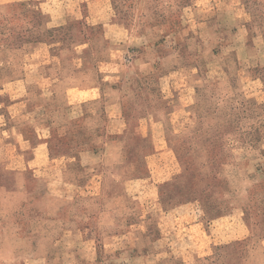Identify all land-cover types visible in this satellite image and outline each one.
<instances>
[{
    "label": "crops",
    "instance_id": "obj_1",
    "mask_svg": "<svg viewBox=\"0 0 264 264\" xmlns=\"http://www.w3.org/2000/svg\"><path fill=\"white\" fill-rule=\"evenodd\" d=\"M198 1L190 7L194 29L185 37L184 56L183 39L161 29L150 31L147 46L156 50V44H166L168 38L171 46L160 59L167 79L182 88L215 87L218 96L228 99L251 87L246 59L257 51L247 40L242 44L233 40L245 23L242 18L232 27L215 0H202L204 9ZM51 47L34 43L0 51V264H134L138 258L207 255L208 237L201 225L171 227L161 213L157 239L150 230L151 212L138 203V208L130 206L144 190L131 197L126 191L107 194L103 189L101 169L120 161L107 158V150L116 151V145L102 136L108 134V121L120 120L123 111L119 76L112 70L120 66L108 64L107 48L95 62L85 42L75 41L56 51ZM36 53L39 57L29 67L27 59ZM153 59L145 64L150 66L148 75L157 71ZM203 67H217L220 76L204 75ZM17 82L22 83L21 91ZM112 84L116 91L108 96L103 88ZM34 103L43 111L31 113ZM77 132L87 135V148L70 146L69 137ZM64 133L65 141L54 139ZM239 151L235 155L245 154L244 163L253 169H238L243 163L238 157L231 173L241 184L250 181V188L263 177L264 135L257 146ZM246 154L256 157L246 161ZM3 182L11 184L3 187ZM5 197L17 204L2 206ZM158 243L161 251L156 250ZM243 264H264V236L248 243Z\"/></svg>",
    "mask_w": 264,
    "mask_h": 264
},
{
    "label": "rangeland",
    "instance_id": "obj_2",
    "mask_svg": "<svg viewBox=\"0 0 264 264\" xmlns=\"http://www.w3.org/2000/svg\"><path fill=\"white\" fill-rule=\"evenodd\" d=\"M191 1L116 0L113 10L110 0H0V51L22 45L7 38L13 15L21 19L46 16L40 37L51 43V49L65 47L72 39L86 41L93 59L98 60L105 56L102 47L106 46L108 64L120 66L112 70L119 76L123 111L120 120L108 121V134L102 136L116 145V151L107 150V158L120 161L101 169L104 191H126L135 197V191L144 190L130 206L138 208V203L151 212L150 230L157 239L161 238V213L171 227L196 223L208 237L204 257L178 258L173 254L172 258H138L134 264H243L248 243L264 236V161L260 167L263 177L250 188V181L241 184L231 173V164L238 157L243 162L238 169H253L244 163L245 154L243 158L235 154L257 146L264 135V0H215L232 27L239 18L245 21L234 42L247 40L257 51L246 59L252 72L251 87L228 99L218 96L215 87L182 88L167 79L165 62L160 59L171 46L168 38L166 44H156V50L147 46L150 31L161 29L183 39L180 51L182 56L187 53L185 37L194 29L189 23L193 18ZM198 3L199 8L204 7L202 0ZM38 57L36 53L28 58L27 65L33 66ZM153 58L157 59V71L148 75L150 66L145 64ZM201 72L220 76L217 67H203ZM15 86L17 91L23 89L21 82ZM115 87L112 84L103 90L112 96ZM31 111L37 114L43 110L34 103ZM62 138L68 137L65 133L54 137ZM69 138L70 146L77 149L88 146L85 134L77 132ZM246 156V161L256 157ZM2 172L0 169V175ZM10 184L3 182L2 186ZM3 203L7 207L17 201L11 203L5 197ZM160 246L162 243L156 250L161 251Z\"/></svg>",
    "mask_w": 264,
    "mask_h": 264
},
{
    "label": "trees",
    "instance_id": "obj_3",
    "mask_svg": "<svg viewBox=\"0 0 264 264\" xmlns=\"http://www.w3.org/2000/svg\"><path fill=\"white\" fill-rule=\"evenodd\" d=\"M192 1H191V4H192ZM110 2H111V5L113 7V10H115L117 8L116 0H110ZM46 23H47L46 16L41 15V14L40 15H38V14L33 15V16L28 17V18H22V19L16 15H13V16H11V20H10L11 26L9 27V33L7 34L8 35L7 38L9 39L10 43L15 44L17 42H20V44H22L19 47L14 48V49H18V48H20L26 44H34V43H37V44L38 43H47V44L51 45V43L42 40L40 37V34H41L40 31L43 30L44 24H46ZM89 29L93 30L94 28L92 29V27H91ZM95 29H97V28H95ZM87 35L91 36L92 33H90V31L88 30ZM41 36H42V34H41ZM75 41H77V40L72 39V41L68 42V44L65 47H68L71 43H73ZM84 42L88 44V42H86V41H84ZM88 45H90V44H88ZM62 48H64V47H62ZM103 49H106V46L102 47V51H103ZM101 59L102 58L95 60V58H94L93 61L98 62Z\"/></svg>",
    "mask_w": 264,
    "mask_h": 264
}]
</instances>
